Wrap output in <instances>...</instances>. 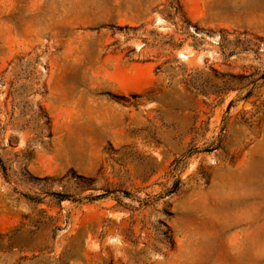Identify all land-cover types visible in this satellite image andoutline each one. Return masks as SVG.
<instances>
[{
	"label": "rangeland",
	"instance_id": "rangeland-1",
	"mask_svg": "<svg viewBox=\"0 0 264 264\" xmlns=\"http://www.w3.org/2000/svg\"><path fill=\"white\" fill-rule=\"evenodd\" d=\"M0 264H264V0H0Z\"/></svg>",
	"mask_w": 264,
	"mask_h": 264
}]
</instances>
